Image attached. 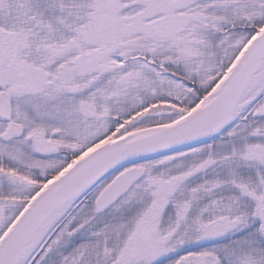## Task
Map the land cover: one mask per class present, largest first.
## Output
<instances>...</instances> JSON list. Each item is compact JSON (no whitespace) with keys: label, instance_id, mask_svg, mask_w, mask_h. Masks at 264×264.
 I'll list each match as a JSON object with an SVG mask.
<instances>
[{"label":"snow or ice","instance_id":"obj_1","mask_svg":"<svg viewBox=\"0 0 264 264\" xmlns=\"http://www.w3.org/2000/svg\"><path fill=\"white\" fill-rule=\"evenodd\" d=\"M0 264H264V0H0Z\"/></svg>","mask_w":264,"mask_h":264}]
</instances>
